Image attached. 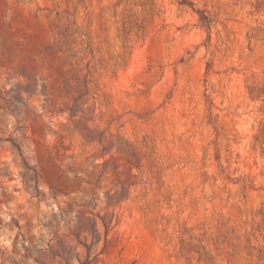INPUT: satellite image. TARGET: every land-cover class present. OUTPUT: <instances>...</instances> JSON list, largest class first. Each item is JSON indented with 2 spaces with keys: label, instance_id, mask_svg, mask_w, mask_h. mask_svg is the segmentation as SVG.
Returning <instances> with one entry per match:
<instances>
[{
  "label": "rangeland",
  "instance_id": "obj_1",
  "mask_svg": "<svg viewBox=\"0 0 264 264\" xmlns=\"http://www.w3.org/2000/svg\"><path fill=\"white\" fill-rule=\"evenodd\" d=\"M94 219L92 264H264V0H0V264Z\"/></svg>",
  "mask_w": 264,
  "mask_h": 264
},
{
  "label": "trees",
  "instance_id": "obj_2",
  "mask_svg": "<svg viewBox=\"0 0 264 264\" xmlns=\"http://www.w3.org/2000/svg\"><path fill=\"white\" fill-rule=\"evenodd\" d=\"M93 222V220H92ZM97 222L94 219V228H92V241L90 244H86V242L83 243L84 247H85V256L83 260H80L79 255L77 254V259L79 261V264H92V262L95 260L96 254H92V247L98 242V240H94L95 235L98 233L97 228H96ZM59 256L62 259L65 260V264H72L69 260H68V254H57L54 253V257Z\"/></svg>",
  "mask_w": 264,
  "mask_h": 264
}]
</instances>
